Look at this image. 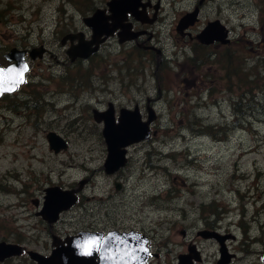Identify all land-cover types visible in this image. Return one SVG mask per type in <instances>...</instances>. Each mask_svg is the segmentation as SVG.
Masks as SVG:
<instances>
[{
    "label": "rangeland",
    "instance_id": "1",
    "mask_svg": "<svg viewBox=\"0 0 264 264\" xmlns=\"http://www.w3.org/2000/svg\"><path fill=\"white\" fill-rule=\"evenodd\" d=\"M103 2L0 0V52L43 43L63 60L57 26L83 28V17ZM195 2L167 0L170 30L162 29L159 36L167 60L148 61L138 48L113 42L89 61H66V72L46 54L32 64L25 90L0 97L1 231L28 223L23 217L36 223L31 200L53 183L82 194L59 227L84 229L85 196L98 195L103 222L147 230L152 253L147 264H177L190 238L201 255L195 264H217L216 240L196 238V231L213 224L229 235L225 245L235 255L229 264H264V0H209L192 32L218 19L231 42L204 47L175 30ZM246 73L251 76L245 78ZM67 82L71 93L59 92ZM157 89L161 95L152 107L158 118L148 139L128 146L129 178L117 191L119 180L102 168L106 147L92 109H105L111 101L117 113L137 102L145 120L146 98L157 97ZM49 131L67 140V148L54 153L45 137ZM89 167L97 171L82 187ZM25 188L27 195H19ZM143 190L154 192L152 204L145 206ZM21 200L27 212L17 206Z\"/></svg>",
    "mask_w": 264,
    "mask_h": 264
},
{
    "label": "flooded vegetation",
    "instance_id": "2",
    "mask_svg": "<svg viewBox=\"0 0 264 264\" xmlns=\"http://www.w3.org/2000/svg\"><path fill=\"white\" fill-rule=\"evenodd\" d=\"M110 1L111 0H104L103 3L99 4V6L95 7V9L92 10V13L90 15L84 16L82 19V22L84 25H83V28H81V29L78 28L77 26L73 27V28L68 27V28L59 29V28H61V26H57V29H56L57 31L55 30V34L59 36L60 46L63 47L62 52L65 55L63 60L60 59V57H61L60 54H58L57 56L52 55L50 50L47 47H45V45L43 43H39L38 45H33V46L25 44V43H21V44H18L19 46H15V45L11 46L6 52L1 51L0 52V66L1 67H6L9 64L13 63V60H9L6 57L7 53L10 52L12 48H13L12 50H14V48H15L18 51L23 52V56H24V58L27 62V65H28V70L25 73L23 83L19 84L13 92L3 94L1 96V98L9 99V97L14 95L16 92H18L20 90H22V91L25 90L26 88H24V86L26 84H28L27 79L33 70L32 64L37 62L38 59H44L43 57L46 54H50L58 64H62L61 66L59 65V67L65 68L66 72L69 69L68 65L63 66V64H65L66 61H68V63H70V64H76L77 62L80 63V62L85 61V60L89 61L92 57H94L96 54L101 52V50L105 46H108L110 44L112 45L113 42H116L120 46H128L129 45V46H133L135 48H138L142 53H145L148 61H150L153 58L158 59V60L159 59L167 60V57L165 55V50L167 48L163 45L162 40L159 38L160 32L162 29H165L166 32H167V30H170L169 27L167 29V25H170V23H167V16H168L167 0H116L117 6L114 5L113 9H111L110 6H108V3ZM208 1L209 0H196V2L193 3V5L189 9H186L181 16H183L185 13L191 12L195 8H197L198 9V17H199L202 13V7ZM63 8H64V10L66 9V7H63ZM97 10H99L101 12L102 18H105V20H106L105 28L111 29L114 27L111 30L112 32L102 42H99L96 50L94 52L90 53L86 58H83L81 56H75L74 58H72L70 56V53L75 54L76 52H78V51H75V49H73V48H75L79 44V42H89L92 40L93 29L91 27H89L84 22V18L91 17ZM65 14H66V12H65ZM179 19H178V21H179ZM199 19H200V17L198 18V20ZM198 20L195 21L194 24L188 26L187 28H185L184 30H182L180 32L176 29V26H175V30L182 37H187L188 39L192 40L198 46H201V47L202 46L203 47L204 46H213V45H227L231 42L230 41L227 44H223L219 41H214L213 43H210L208 45L201 43L197 39L196 35L202 30V28L206 25V23L208 21L204 24V26L199 31L194 33V32H192V29L196 24L199 23ZM178 21H177V23H178ZM177 23H176V25H177ZM162 24H163V26H162ZM132 35H134V36H132ZM103 37H104V34H102L101 36H98V40L102 39ZM120 40H122V41H120ZM88 45H89V49H92L95 46V44H88ZM37 46L38 47L42 46L44 49V52H43L41 57L37 56L36 58H32L30 56V51L33 48H37ZM64 59H66V60H64ZM65 74L61 73V76L65 77ZM68 85H70L69 82H67L66 86L61 88L59 90V92L62 91V93H65V92L71 93V88L69 89V87H67ZM160 95H161V89H157V97H155V98L147 97L145 104H144V107L147 110V114H148L149 110L153 111V114L155 116V118L153 120L154 122L158 118V115L156 114L152 105H153V102L157 101V98ZM41 98L44 102H47L46 100L43 99V96ZM36 101L38 102V98ZM36 101H33L34 102L33 106L36 104L38 105V103H35ZM47 103H49V104H47V105H49L48 108L52 109V107H54V104L51 101L47 102ZM25 104H27V103H25ZM110 106L113 109V113H114V117H115L116 121H117V118L119 116V112L122 108H125L127 110H135L136 107L138 109V112H139L141 119L143 121H145L147 119V117L145 120L142 118V116L140 114V108H139V105L137 102L131 108L126 107V106L119 107V109L116 113L113 102L108 101L105 109H101V110L92 109V117H93L94 121L97 123H101L102 128H103V120L100 119V121H97L95 119L94 110L99 112V113H103V112L107 111ZM38 121L36 122L37 124H38ZM45 137H46V135H45ZM102 138H103V141L105 143L103 135H102ZM144 140H146V139H144ZM141 141H143V140H141ZM135 143H138V142H135ZM132 144H134V143H132ZM132 144H130V145H132ZM48 145H49V143H48ZM130 145H128V146H130ZM67 146H68V143H67ZM128 146L126 147L125 163L122 166L118 167L114 172L107 173L105 170V167H104V163H105V160L107 158V145L105 143L106 157L104 159L102 168L106 174L115 175L117 177V179L119 180V181H115V183H114L115 190H117V191L123 190L125 188V184H126L125 181L128 180V178H129V175L125 173V167L127 166L128 163H130L129 155L127 154ZM61 150H63V149H61ZM58 152H54V153H58ZM147 154H148V156L150 155L149 153H147ZM145 165H147L148 168L152 167L150 160L145 162ZM88 169L90 170V175H89V177H85V179L80 181V185L82 187H83V185L88 186L89 180L91 182L93 174L95 175V172L97 171V168L89 167ZM24 184L27 186V183H24ZM53 186H58L59 188H61L63 190H73V193L77 198V200L74 204H72L70 207H68L66 209L61 210L57 214V217L54 218L55 220L51 218L52 214H47V212L45 213V211L43 210V208H44V196L46 194L45 190L47 188L53 187ZM89 186H91L93 188V187H95V184H91ZM14 187H16V186L14 185ZM18 191H19V195H21V194L27 195V193H28L27 188H25V190H22V191H20V189H18ZM153 193H151V194H153ZM136 194L139 196V194H141V193H138V191H137ZM142 194L144 195V197H146V200H148L145 202V206H147V204H152V202H154V200L151 199L154 197L151 196V194L149 195L146 190H143ZM81 195L82 194H81L80 190L78 191L77 188H66V187H63V186H60L57 184H53V183L50 184L49 186L45 187L44 188V195H42L41 198H34L31 200L32 205L35 207V211L32 213V215H34L36 218H38L36 223L33 224L32 222L27 221V219H29L28 217H23V218H21V220L24 219V220H26L25 222H28V223H20V225L13 226L12 228L7 227L3 231H1V229H0V246L1 245L2 246H12L10 249L15 252L14 254H5L4 252H0V264H41L43 261H46V259H50L52 257V253L58 247H66L68 245V243L70 241H72V239H74V237L79 232H86L87 233L88 236H85V248H87L89 250V252L92 253L91 260H94V262L99 261V255H100V251H101L103 238L105 235H107L111 231H116L119 233L135 232L138 234V236H139L138 238H143V237L146 238L147 239L146 245H147V247L149 246L150 236L147 233V230L144 229L143 227L136 228V227L132 226V227L121 228L116 223L114 225H111V224L109 225L108 221L103 222L102 218L100 217V215H98V213H100V211H101L102 207H104V205L100 204L101 202L98 201V200L102 199L101 197H98V195H97L98 200L95 199L94 198L95 196H93L92 194H87L85 196V200L87 201V205L85 206V221H87V224L84 227V229H78V230L70 232V231H65L63 229V226L59 227V225L60 224L63 225V222H64L62 216L67 214L76 205L80 204L81 197H82ZM95 200L97 202H99V204H96ZM92 201H94L95 204H90ZM17 206L21 209V212H27V210H28V207H27L26 203H23V200H21ZM14 218L16 221L18 219H20V218H18V216H15ZM201 230L215 231L214 230V224L211 226V228L200 229L198 231H201ZM198 231H196V238L201 237L203 239L215 240L214 238L202 237L201 235L198 234ZM185 232H186L185 229L180 230V233L182 236H185ZM221 235H227V234H221ZM43 236L45 238H43ZM216 242L218 243L217 240H216ZM190 246H193L194 251H196V250L200 251L197 249V244L195 243V240H192L190 238L187 240L186 251L183 253H180V254L190 253L189 252ZM218 246H220L219 243H218ZM148 250H149V252H148L147 260L143 264H147L149 262L150 257H151L150 255H152L149 247H148ZM218 251H219V248H218ZM54 264H56V263H54ZM57 264H59V263H57Z\"/></svg>",
    "mask_w": 264,
    "mask_h": 264
},
{
    "label": "water",
    "instance_id": "3",
    "mask_svg": "<svg viewBox=\"0 0 264 264\" xmlns=\"http://www.w3.org/2000/svg\"><path fill=\"white\" fill-rule=\"evenodd\" d=\"M116 4V0H111L108 6L113 9ZM197 20L198 9L195 8L193 11L187 12L180 17L176 29L180 32L194 24ZM84 22L93 29V38L89 42H79V44L73 48L78 52L75 54L70 53L72 58L75 56L86 58L90 53L96 50L98 43L102 42L114 28H105L106 20L102 18L99 10L91 17L84 18ZM102 34H104V37L98 40V36ZM196 37L201 43L206 45L214 41H219L223 44L230 42L229 30L218 19L208 21ZM88 44H95V46L89 49ZM43 52V47L39 46L30 51V56L32 58H36L37 56L41 57ZM6 57L9 60H13V63L6 67L0 66V69L5 70L3 74V84L2 87H0V97L5 93L13 92L19 84L23 83L25 73L28 70V65L22 51H18L14 48V50L7 53ZM8 69H12L13 72L10 74L7 73ZM18 73H22V76H18ZM94 117L97 121H100V119L103 120L102 135L107 145V158L104 167L107 173L114 172L125 163V153L128 145L149 138L151 135L150 124L155 118L151 110L148 111L147 119L143 121L137 107L135 110L122 108L116 121L111 106L103 113L94 110ZM152 134H154V131ZM46 139L49 143V148L54 152H58L67 147V142L54 131H49L46 134ZM45 192L43 210L45 213L47 212V214H52V219L57 217V214L61 210L70 207L77 200L73 190H63L58 186L49 187ZM198 234L204 238H214L218 241L220 246L217 264L230 263L235 255L228 252L225 245V240L229 238V235H221L216 231L207 230L198 231ZM85 236H88L86 232H79L66 247H58L52 253V257L46 259V261H43L41 264H143L147 260L149 252L146 245L147 239L144 237L138 238L139 236L135 232L119 233L111 231L105 235L102 241L99 261L97 262L91 260L92 253L85 248ZM11 247L12 246L1 245L0 252L14 254L15 252L10 249ZM85 252H89L90 254H85ZM189 252L188 254H179L177 257V264H195L201 261L200 252L197 250L194 251L193 246H190Z\"/></svg>",
    "mask_w": 264,
    "mask_h": 264
},
{
    "label": "snow or ice",
    "instance_id": "4",
    "mask_svg": "<svg viewBox=\"0 0 264 264\" xmlns=\"http://www.w3.org/2000/svg\"><path fill=\"white\" fill-rule=\"evenodd\" d=\"M13 70L12 69H8L7 70V73H12ZM5 73V70L3 69H0V87H2V84H3V74ZM18 76H22V73H18L17 74ZM10 90V89H9ZM85 254H90L89 252H85Z\"/></svg>",
    "mask_w": 264,
    "mask_h": 264
},
{
    "label": "trees",
    "instance_id": "5",
    "mask_svg": "<svg viewBox=\"0 0 264 264\" xmlns=\"http://www.w3.org/2000/svg\"><path fill=\"white\" fill-rule=\"evenodd\" d=\"M197 60V57H195V58H193L192 59V62H194V61H196ZM247 75H249V76H251V74H245V78H247ZM253 76H255L254 74H253ZM253 79V78H252ZM236 106H237V102H236V105H235V108H236ZM211 127V126H210Z\"/></svg>",
    "mask_w": 264,
    "mask_h": 264
}]
</instances>
